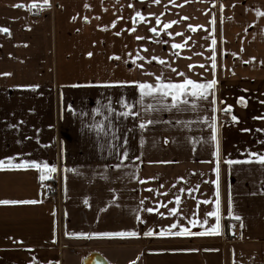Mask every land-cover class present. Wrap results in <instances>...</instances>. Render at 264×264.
<instances>
[{
  "label": "crops",
  "instance_id": "crops-1",
  "mask_svg": "<svg viewBox=\"0 0 264 264\" xmlns=\"http://www.w3.org/2000/svg\"><path fill=\"white\" fill-rule=\"evenodd\" d=\"M234 3L264 7V0ZM195 4L204 7L205 2L0 0V27L10 30V34L0 32V160L7 164L11 157L13 164L24 160L41 164V169H0V201H36L0 204V264H84L93 254L108 264H264V166L254 158L247 162L249 153L264 154V119L260 118L264 117V64L239 69L223 64L228 69L221 72L217 63L221 234L143 236L148 228L159 232L174 220L193 232L215 223V217H209L203 227L193 226L183 217L143 211L154 207L166 212L176 206L174 195L181 197L184 217L203 221L205 212L214 210L216 185L209 181L217 176L212 171L216 158L209 102L198 100L195 108L183 104L145 111L151 97H144L141 104L135 84L115 83L154 84L155 75H162L165 82H181L185 77L211 80L212 32L205 15L193 18L186 9H175ZM136 11L146 22L135 17ZM156 16L160 24L177 23L158 37L148 30L157 27ZM138 23L149 26L142 29ZM188 24L203 27L192 31ZM167 32L183 35L169 37ZM185 37L190 39L183 48H171ZM117 56L120 59H110ZM138 56H156L171 67L140 59L133 64ZM122 97L133 105L136 117L117 115L125 111L119 103ZM240 97L243 103L237 102ZM167 100L170 104V97ZM109 104L114 110L111 115L105 107ZM226 105L232 106L231 113L220 111ZM97 108L101 111L94 112ZM232 115L238 120L232 121ZM105 116L113 127L98 133L94 125ZM145 120L153 122L141 129L139 123ZM104 123L107 126L108 120ZM225 159L240 162L228 165ZM45 163L55 165L57 171L43 169ZM53 183L55 192L50 190ZM205 199L209 203L198 207L197 201ZM137 214L144 223L135 219ZM226 220L232 222L229 237ZM120 230L141 234L72 235Z\"/></svg>",
  "mask_w": 264,
  "mask_h": 264
},
{
  "label": "snow or ice",
  "instance_id": "snow-or-ice-1",
  "mask_svg": "<svg viewBox=\"0 0 264 264\" xmlns=\"http://www.w3.org/2000/svg\"><path fill=\"white\" fill-rule=\"evenodd\" d=\"M48 0H45V3L47 4ZM154 3H159L160 0H153ZM172 0H169V3H171ZM185 2H188V0H185ZM213 3H215V0H213ZM13 7H17V6H22V5H12ZM86 7H88V5H85ZM129 7H132L131 4H129ZM224 5L220 4V9L221 11L223 10ZM149 15H154V14H149ZM161 15H163V13H161ZM257 15H264V12H260L259 10H257ZM135 17H139L140 21H145V16L142 15L139 11L135 12ZM135 17H133V23H136V19ZM85 19H87L85 17ZM156 24L159 25L161 23L160 21V17L156 16ZM183 19H187V17H183ZM146 22V21H145ZM215 18H213L210 23L211 24H215ZM177 23V21H170L168 23H164L163 28L158 29L156 27H150L148 30L152 33H154L156 36L160 35V32L165 31L166 29H168L172 24ZM113 24H115V21H113ZM187 27L192 30V31H196V28L198 27H203L201 25H197V26H193L191 24H188ZM135 29H129V31H134ZM0 32L3 33H8L10 34V30L6 27H0ZM117 35H119V33H117ZM167 35L169 37H172L174 35H183V33H172V32H167ZM137 40H141V39H145V37H140L137 36L136 37ZM147 39L151 40L152 37H147ZM190 39V37H185L184 42L182 43H175L173 42L171 44V48L172 49H180L183 48L186 45L187 40ZM162 42V43H167V41H157ZM217 44V40L214 36L211 37V44L209 45V47L212 48V55L209 58L211 61V70L213 73V78L211 80H207V81H202V82H198L195 81L191 78L185 77L181 82H172V81H168L165 82L162 75H155V82L153 83H148V82H137V81H118L115 83H120V84H135L138 91H139V95H140V100L138 101L139 103L143 104L144 103V97H151L152 102L148 103L145 111H154V110H161V109H167V108H179L181 105L183 104H191L193 106V108L197 107V101L198 100H207L209 102V104L211 105V111L213 113L211 120H212V124H211V136H210V140L212 142H214L215 145V150L212 152V156H214L215 159V166L213 167L212 171L216 173L217 179L216 180H212L209 181L212 184L216 185V192H215V200H214V210L213 211H207L204 214V219L203 221L196 219V218H190V217H184L183 216V212L180 210V204H181V197L180 195H174L173 199L175 201V205L173 207L167 208L166 212H159L157 208L154 207H147L144 208L143 211H146L147 213H156L157 215L163 217L166 215H173L175 217H183V219L187 220V224L188 225H197L200 224L201 227H203L205 224L208 223V218L209 217H215V223L210 227V228H206L204 231L202 232H193L191 230L190 227L185 226V224L181 223L179 220H174V222L167 226V227H163L161 228V230L159 232H154L152 228H148L146 231L143 232V236L145 237H150L153 235H158L161 237L164 236H177V237H184V236H203V235H219L221 234V224H220V192H219V174H220V143H219V139H218V128H217V124H216V115L215 113L217 112V108H216V104H217V98H216V93H215V87L218 83L217 79L215 78V71L217 69V60H216V49H215V45ZM145 51H147V49H144ZM89 56L92 55L91 52L88 53ZM233 55H236L235 53H233ZM115 58V59H120V57H110V59ZM136 59H140V60H145L146 62H151V61H158L159 64L161 65H165L166 67H171L170 65H166L165 60L161 59L159 57L156 56H152L150 59L146 58V57H142V56H138L137 58L132 60V63L135 64L136 63ZM247 63V61H246ZM139 68H143V64L138 65ZM190 69L193 67V65H189L188 66ZM199 67L204 68L203 64H200ZM173 72H176V69L172 68L171 69ZM207 70V69H206ZM150 75H154L152 73H149ZM7 75V74H5ZM177 75H184L183 73H177ZM35 87V86H32ZM170 97V104L168 103L167 98ZM188 97H191V99H188ZM238 103H243L244 102V98L240 97L238 98ZM119 103L121 104V106L125 109V111L121 112V113H117V115H121L124 117L127 116H132V117H136L138 115L137 112L135 111H131L133 105L129 104L126 100H124V98L122 97L119 101ZM221 104L224 103V101H220ZM105 107L108 108V113L109 115H111L113 113V109L111 108V105H106ZM94 112H100L101 109L97 108L93 110ZM220 111L226 112V113H231L232 111V106L231 105H226L223 109H220ZM262 119H264V117H260ZM207 119V117L205 118ZM232 121H237L238 117H236L235 115H232L231 117ZM104 120H108V124L107 126L104 123ZM104 120H101L97 123H95L94 127L98 130L99 132H104L106 127L110 130L113 126L111 125V121L109 120L108 116L104 117ZM153 121L152 120H145V121H141L139 123V127L141 129L145 128L147 124H151ZM179 123V121H178ZM242 131H247V129H242ZM113 137L114 133H113ZM126 143V141H125ZM141 143H143V141L141 140ZM165 143H167V140H165ZM124 158L127 157V150H125V152L123 153ZM254 158L255 162L260 163L262 166H264V154H257V153H249V160L247 162H252ZM240 161H233L231 159H225L224 163L231 165L233 163H239ZM15 168V169H28V168H35V169H41V164L36 162V161H21L18 164H13L12 163V158L9 157L8 158V163L5 164V162L3 160H0V169H4V168ZM116 167H120L119 164L116 165ZM43 169H46L48 172H56L57 169L55 167V165L49 166L47 163H45L43 165ZM41 180L45 179L44 175H41L40 177ZM149 179H152V177H149ZM179 179H183L182 177ZM142 183L144 181H141ZM173 187H175V185H173ZM198 187V186H197ZM151 191V189H149ZM180 192H184L185 189L181 188L179 189ZM187 191L189 193H191L193 191V189H187ZM159 195H167V193H158ZM147 199V198H145ZM17 203H36V201H16V200H2L0 201V204H17ZM144 201H140V204L143 205ZM159 203V202H157ZM203 203V204H208L209 200L205 199L202 202L201 201H197V206L199 207V205ZM160 207H167L166 205L161 204ZM233 215L232 211L229 210L228 211V216L231 217ZM196 213L193 212L192 213V217H195ZM135 219L141 223H144L145 221L142 220L141 216L139 214H137L135 216ZM235 219L240 220L239 216H236ZM244 225L241 224V227H243ZM178 228V231H172V229H176ZM66 235L68 233H65ZM140 232L136 231V230H120V231H106V232H95V233H73L72 235L74 236H83V237H91V236H95V237H107V238H127V237H138L140 236ZM58 264V262H57ZM130 264H136L135 261H130Z\"/></svg>",
  "mask_w": 264,
  "mask_h": 264
},
{
  "label": "rangeland",
  "instance_id": "rangeland-1",
  "mask_svg": "<svg viewBox=\"0 0 264 264\" xmlns=\"http://www.w3.org/2000/svg\"><path fill=\"white\" fill-rule=\"evenodd\" d=\"M195 1L205 2L204 7L195 4L175 9L178 11L186 9L193 18L200 14L205 15L206 26L217 40L215 45L216 60L219 65L221 64L219 67L221 72L228 69L223 67V64L231 66L232 69L246 67L249 64H264V15H257V10L264 12V7L235 5L234 2L240 0H215V3L213 0ZM220 4L224 5L222 11ZM185 14L187 13L185 12ZM213 18L216 21L214 25L210 23ZM138 25L142 29L149 26L145 23H138ZM163 25H157L158 31L163 28ZM160 35H162L161 32Z\"/></svg>",
  "mask_w": 264,
  "mask_h": 264
},
{
  "label": "water",
  "instance_id": "water-1",
  "mask_svg": "<svg viewBox=\"0 0 264 264\" xmlns=\"http://www.w3.org/2000/svg\"><path fill=\"white\" fill-rule=\"evenodd\" d=\"M84 264H108L104 258L98 254H93L86 258Z\"/></svg>",
  "mask_w": 264,
  "mask_h": 264
},
{
  "label": "built area",
  "instance_id": "built-area-1",
  "mask_svg": "<svg viewBox=\"0 0 264 264\" xmlns=\"http://www.w3.org/2000/svg\"><path fill=\"white\" fill-rule=\"evenodd\" d=\"M34 18H35L36 20L39 19V17H38L37 15H35ZM56 188H57V184L53 183V184L50 185V190H51L52 192H55V191H56Z\"/></svg>",
  "mask_w": 264,
  "mask_h": 264
},
{
  "label": "trees",
  "instance_id": "trees-1",
  "mask_svg": "<svg viewBox=\"0 0 264 264\" xmlns=\"http://www.w3.org/2000/svg\"><path fill=\"white\" fill-rule=\"evenodd\" d=\"M230 223H232L231 220H226L225 221V230H226V234H227L228 237H229V231H228V229H229V224Z\"/></svg>",
  "mask_w": 264,
  "mask_h": 264
}]
</instances>
